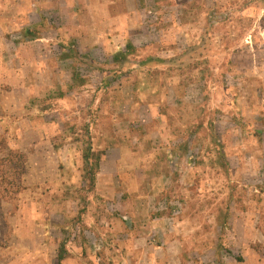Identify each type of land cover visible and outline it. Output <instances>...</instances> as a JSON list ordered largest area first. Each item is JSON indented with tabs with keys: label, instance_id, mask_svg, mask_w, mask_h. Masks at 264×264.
<instances>
[{
	"label": "rangeland",
	"instance_id": "1",
	"mask_svg": "<svg viewBox=\"0 0 264 264\" xmlns=\"http://www.w3.org/2000/svg\"><path fill=\"white\" fill-rule=\"evenodd\" d=\"M1 136L0 264H264V0H0Z\"/></svg>",
	"mask_w": 264,
	"mask_h": 264
},
{
	"label": "trees",
	"instance_id": "2",
	"mask_svg": "<svg viewBox=\"0 0 264 264\" xmlns=\"http://www.w3.org/2000/svg\"><path fill=\"white\" fill-rule=\"evenodd\" d=\"M24 35L28 37H37L34 32H32L30 29H27L24 31ZM136 51V46L133 45V43L128 42L123 50H119L113 55V62L115 63H120V64H125L129 60L130 55L134 54ZM166 59L160 58L157 56H150L144 60H141V64H150L152 62H165ZM75 78L80 76L79 72L74 73ZM224 152L221 151V154ZM0 155L6 158V161H9L10 163H13L14 158H16L19 162L18 166H22L24 169V163L27 161V157L25 153L19 150H13L10 149L7 143V140L5 137L1 136L0 137ZM0 156V157H1ZM101 159H102V153L100 152H95L92 150V148H88L84 154H83V162H84V171L85 175L84 178L88 179L91 185V188H95L96 184V177L97 173L99 172L100 169V164H101ZM16 166V164L14 163ZM67 250L64 249V246L62 245L61 248L59 249V253L57 255L58 259V264H62L63 260L66 257V252Z\"/></svg>",
	"mask_w": 264,
	"mask_h": 264
},
{
	"label": "crops",
	"instance_id": "3",
	"mask_svg": "<svg viewBox=\"0 0 264 264\" xmlns=\"http://www.w3.org/2000/svg\"><path fill=\"white\" fill-rule=\"evenodd\" d=\"M63 1L70 3V0H63ZM97 1L100 2L102 0H89V2H97ZM109 1H111V0H109ZM32 12H33L32 10H29L28 16H30ZM114 224H118V223H114ZM158 224L162 225V223L158 222V221L155 223H154V220L153 221H147V223L145 224L146 225L145 227H151V229L153 231H159L160 233L163 234V232H161V231H163V227L159 226ZM162 234H161V236H163ZM142 239H143L142 235H139V238L137 236H132L131 237V243L132 244L141 243ZM185 239L184 240L179 239L180 240L179 244L176 245L174 248H172V244L170 243V240L169 239L166 240L165 243H169L170 245L168 248L163 250L162 256L166 260H169L170 257H174L177 259L178 264H180V262L182 263V260L186 254V249H185V246L183 244L186 241ZM205 251H207V250H205ZM177 263H175V264H177Z\"/></svg>",
	"mask_w": 264,
	"mask_h": 264
}]
</instances>
